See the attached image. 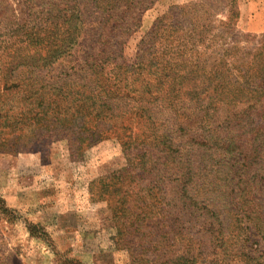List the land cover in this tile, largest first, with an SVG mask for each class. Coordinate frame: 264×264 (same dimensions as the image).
Masks as SVG:
<instances>
[{
  "label": "trees",
  "instance_id": "trees-1",
  "mask_svg": "<svg viewBox=\"0 0 264 264\" xmlns=\"http://www.w3.org/2000/svg\"><path fill=\"white\" fill-rule=\"evenodd\" d=\"M22 1L28 29L0 52V153L43 156L64 142L76 162L115 143L125 165L99 182L124 178L131 188L107 191L116 229L152 236L155 226L158 244L174 253L190 246L183 237L201 210L197 220L209 223L210 249L219 252L211 262L264 264V44L245 54L227 47L199 0L156 19L128 64L125 42L157 0H84L105 16L88 32L81 0ZM237 20L229 8L220 26L233 31ZM20 66L30 70L25 83L14 75ZM47 69L59 75L35 76ZM185 252L158 264H195L201 255Z\"/></svg>",
  "mask_w": 264,
  "mask_h": 264
},
{
  "label": "rangeland",
  "instance_id": "rangeland-1",
  "mask_svg": "<svg viewBox=\"0 0 264 264\" xmlns=\"http://www.w3.org/2000/svg\"><path fill=\"white\" fill-rule=\"evenodd\" d=\"M242 1L204 0L202 5L210 8L213 33L221 36L227 47L235 43L241 54H245L264 44L261 36L242 31L238 20L233 31L220 26L226 11L235 9ZM199 2L157 0L142 14L139 28L126 40L122 51L125 62L134 63L137 46L156 19L166 14L175 15L177 12L170 10L172 7ZM79 8L83 11L86 32L102 17L105 18L84 0L80 1ZM28 14V6L22 0H0V52L12 41L23 38L28 29ZM172 19L165 20L161 26H169ZM89 38L88 34H84L82 39L85 44ZM223 39L220 44L214 43L221 46ZM72 57L66 61L72 62ZM227 61L231 69L237 67L231 57ZM65 64L72 65L69 62ZM20 67L14 75H18L19 83H25L30 70ZM237 69L233 70L235 74ZM50 72L54 76L59 75L57 71L47 69L36 72L35 76L49 78ZM224 110L217 113L219 120L215 127L221 126L220 120L228 115ZM46 151L43 156L40 151L17 155L0 153V264H146L154 260L158 264L167 258L176 260L181 250H190L189 256H193L197 247L201 249V255L195 264H223L220 260L211 262L210 253L219 252L210 249L212 235L207 230L209 223L202 224L197 220L196 216L203 214L201 210L190 218L191 231L183 237L190 246L176 248L174 253L169 246L158 244L160 237L155 226L149 231H153L152 236L136 227L129 229L127 234L122 229H116L110 203L107 202V191L113 192L123 185L121 192L131 188L124 178L119 182L99 180L124 167L125 160L117 144L101 143L87 150L83 158L76 162L68 159L64 142L53 143ZM119 215L118 220L124 221L123 213ZM238 236L231 231L232 243ZM249 243L254 244L255 239H250Z\"/></svg>",
  "mask_w": 264,
  "mask_h": 264
},
{
  "label": "crops",
  "instance_id": "crops-1",
  "mask_svg": "<svg viewBox=\"0 0 264 264\" xmlns=\"http://www.w3.org/2000/svg\"><path fill=\"white\" fill-rule=\"evenodd\" d=\"M238 27L242 31L264 35V0H244L238 4Z\"/></svg>",
  "mask_w": 264,
  "mask_h": 264
}]
</instances>
